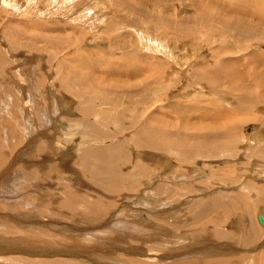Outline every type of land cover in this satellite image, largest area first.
I'll list each match as a JSON object with an SVG mask.
<instances>
[{
  "label": "rangeland",
  "instance_id": "obj_1",
  "mask_svg": "<svg viewBox=\"0 0 264 264\" xmlns=\"http://www.w3.org/2000/svg\"><path fill=\"white\" fill-rule=\"evenodd\" d=\"M0 264H264V0H0Z\"/></svg>",
  "mask_w": 264,
  "mask_h": 264
},
{
  "label": "water",
  "instance_id": "obj_2",
  "mask_svg": "<svg viewBox=\"0 0 264 264\" xmlns=\"http://www.w3.org/2000/svg\"><path fill=\"white\" fill-rule=\"evenodd\" d=\"M259 220H260V223H263V218L262 217H260Z\"/></svg>",
  "mask_w": 264,
  "mask_h": 264
},
{
  "label": "bare ground",
  "instance_id": "obj_3",
  "mask_svg": "<svg viewBox=\"0 0 264 264\" xmlns=\"http://www.w3.org/2000/svg\"><path fill=\"white\" fill-rule=\"evenodd\" d=\"M117 241V240H116Z\"/></svg>",
  "mask_w": 264,
  "mask_h": 264
}]
</instances>
